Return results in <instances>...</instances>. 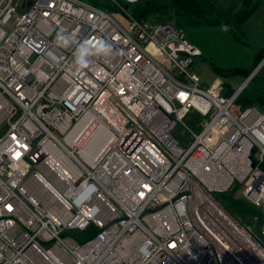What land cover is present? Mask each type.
<instances>
[{"label":"built area","instance_id":"2783aa9c","mask_svg":"<svg viewBox=\"0 0 264 264\" xmlns=\"http://www.w3.org/2000/svg\"><path fill=\"white\" fill-rule=\"evenodd\" d=\"M110 1L127 28L0 0V264H264V110L232 113L247 81L202 86L182 28ZM237 184L256 233L219 198Z\"/></svg>","mask_w":264,"mask_h":264},{"label":"rangeland","instance_id":"374dc122","mask_svg":"<svg viewBox=\"0 0 264 264\" xmlns=\"http://www.w3.org/2000/svg\"><path fill=\"white\" fill-rule=\"evenodd\" d=\"M118 1L127 5L130 13H133L137 6L135 2ZM220 1L224 3L228 0ZM257 1L256 9H259L238 30L244 35V39L234 29H229V26L222 23H198L184 18L172 20L184 29L187 39L200 51L192 67L202 86L216 85L220 87L222 94H230L247 81L238 100L231 107L235 115L246 106H255L259 110H264V104L259 99L264 97V61L262 62L264 57L261 60L255 57L256 53L264 52V0ZM110 2L111 7L115 9L111 11L112 15L127 28L129 17L125 10ZM7 28H11V25H7ZM185 121L190 123L187 119ZM172 133L184 146L190 144V134L179 122L172 129ZM243 190L244 185L237 184L233 190L219 193V198L225 204L234 207L239 213L238 216L256 233L260 228L257 226L260 215L255 212L250 213ZM39 193L37 191L36 195L43 197L42 193Z\"/></svg>","mask_w":264,"mask_h":264},{"label":"trees","instance_id":"16d2710c","mask_svg":"<svg viewBox=\"0 0 264 264\" xmlns=\"http://www.w3.org/2000/svg\"><path fill=\"white\" fill-rule=\"evenodd\" d=\"M82 1L99 6L109 12L115 10L111 7L110 0ZM257 2V0H228L224 3L220 0H137L135 1L137 6L131 14L135 17H147L154 21H170L172 23V20L175 18L191 19V21H196L198 23H222L225 26H229V29H234L236 33L244 39V35L238 30L241 29L242 25L254 13ZM123 6L128 11V6ZM178 27H180V25ZM255 57L259 60L263 59L264 52L256 53ZM259 99H261L264 104V97H259ZM225 205L235 216H238L239 213L234 210V207L227 204ZM247 208H249L250 213H256L249 204ZM257 214L260 215V222L262 215L259 212H257ZM239 218L241 219V217ZM258 225L259 223L257 226Z\"/></svg>","mask_w":264,"mask_h":264},{"label":"bare ground","instance_id":"6f19581e","mask_svg":"<svg viewBox=\"0 0 264 264\" xmlns=\"http://www.w3.org/2000/svg\"><path fill=\"white\" fill-rule=\"evenodd\" d=\"M188 41H189L193 46H195V48H198V47H197L196 45H194L190 40H188ZM262 62H263V60H262ZM249 78H250V77H249ZM249 78H248V79H249ZM248 79H247V80H248Z\"/></svg>","mask_w":264,"mask_h":264},{"label":"crops","instance_id":"0c3cea01","mask_svg":"<svg viewBox=\"0 0 264 264\" xmlns=\"http://www.w3.org/2000/svg\"><path fill=\"white\" fill-rule=\"evenodd\" d=\"M259 8H257V9H255V11H254V13L258 10ZM254 13L251 15V16H253L254 15ZM264 47V46H263ZM260 66V65H259Z\"/></svg>","mask_w":264,"mask_h":264},{"label":"water","instance_id":"95a60500","mask_svg":"<svg viewBox=\"0 0 264 264\" xmlns=\"http://www.w3.org/2000/svg\"><path fill=\"white\" fill-rule=\"evenodd\" d=\"M27 4H30V2H28ZM127 8V7H126Z\"/></svg>","mask_w":264,"mask_h":264}]
</instances>
